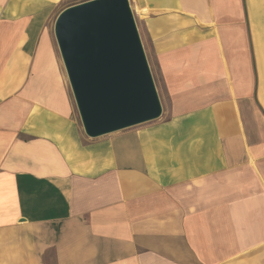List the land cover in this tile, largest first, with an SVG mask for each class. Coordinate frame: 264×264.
Instances as JSON below:
<instances>
[{"label": "crops", "instance_id": "obj_1", "mask_svg": "<svg viewBox=\"0 0 264 264\" xmlns=\"http://www.w3.org/2000/svg\"><path fill=\"white\" fill-rule=\"evenodd\" d=\"M65 1L0 0V264H264V0H130L164 115L97 139Z\"/></svg>", "mask_w": 264, "mask_h": 264}, {"label": "water", "instance_id": "obj_2", "mask_svg": "<svg viewBox=\"0 0 264 264\" xmlns=\"http://www.w3.org/2000/svg\"><path fill=\"white\" fill-rule=\"evenodd\" d=\"M54 35L87 137L97 139L162 117L129 0L68 6L55 19Z\"/></svg>", "mask_w": 264, "mask_h": 264}, {"label": "rangeland", "instance_id": "obj_3", "mask_svg": "<svg viewBox=\"0 0 264 264\" xmlns=\"http://www.w3.org/2000/svg\"><path fill=\"white\" fill-rule=\"evenodd\" d=\"M84 1H87V0H66L62 4V7L66 8L68 6H71V5H74V4H77V3H81V2H84ZM130 5H131V2H130ZM131 7H132V5H131ZM132 10H133V13L135 15V19H136V23H137V26H138V30L140 32V36H141V39H142L144 50H145V53H146V56H147V59H148V63H149V66H150V69H151V72H152V75H153L157 90H158V94L160 96L161 102H162V100L165 101L164 98H163V90H162L160 75H159V72H158V69H157V65H156V62H155L154 54H153L152 49L150 47V44L148 42V38H147V36H146V34L144 32L141 19L136 15V11L134 10L133 7H132ZM54 23H55V20L53 21L52 26H54ZM162 106H163V102H162ZM163 115H164V107H163ZM145 124H148V123H145ZM143 125L144 124L138 125V126H135L133 128H138V127L143 126Z\"/></svg>", "mask_w": 264, "mask_h": 264}, {"label": "built area", "instance_id": "obj_4", "mask_svg": "<svg viewBox=\"0 0 264 264\" xmlns=\"http://www.w3.org/2000/svg\"><path fill=\"white\" fill-rule=\"evenodd\" d=\"M137 14V13H136Z\"/></svg>", "mask_w": 264, "mask_h": 264}]
</instances>
